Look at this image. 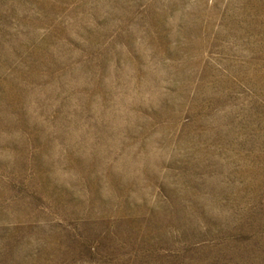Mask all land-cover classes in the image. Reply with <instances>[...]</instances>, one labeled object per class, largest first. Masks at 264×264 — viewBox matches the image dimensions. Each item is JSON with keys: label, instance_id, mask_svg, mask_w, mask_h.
I'll list each match as a JSON object with an SVG mask.
<instances>
[{"label": "rangeland", "instance_id": "obj_1", "mask_svg": "<svg viewBox=\"0 0 264 264\" xmlns=\"http://www.w3.org/2000/svg\"><path fill=\"white\" fill-rule=\"evenodd\" d=\"M0 264H264V0H0Z\"/></svg>", "mask_w": 264, "mask_h": 264}]
</instances>
